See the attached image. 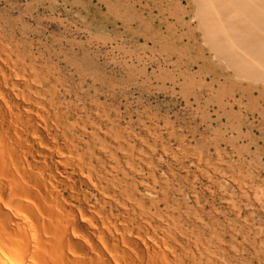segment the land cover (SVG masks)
I'll return each mask as SVG.
<instances>
[{"label": "rangeland", "instance_id": "374dc122", "mask_svg": "<svg viewBox=\"0 0 264 264\" xmlns=\"http://www.w3.org/2000/svg\"><path fill=\"white\" fill-rule=\"evenodd\" d=\"M250 1L0 0V37L31 67L51 65L45 66L58 77L61 100L77 108L72 122L85 116L103 130L124 128L162 144L164 150L156 149L161 171L172 168L181 197L195 207L190 193L196 194L225 231L235 223L228 237L242 242L248 263L264 264V246L258 243L261 260L253 258L255 235L243 230L218 189L240 199L231 180L218 174L231 164L264 194V56L252 49L253 37L263 43L264 32ZM176 138L211 162L212 179L188 152L179 153ZM244 202L241 215L255 221L264 241V201Z\"/></svg>", "mask_w": 264, "mask_h": 264}, {"label": "bare ground", "instance_id": "6f19581e", "mask_svg": "<svg viewBox=\"0 0 264 264\" xmlns=\"http://www.w3.org/2000/svg\"><path fill=\"white\" fill-rule=\"evenodd\" d=\"M252 3L264 32V0ZM1 37L0 264H251L242 242L228 237L235 223L222 229L196 194L190 193L195 207L181 197L172 168L161 171L156 149L164 150L162 144L124 128L103 130L85 116L72 122L69 114L77 108L61 100L55 71L48 64L31 67ZM253 40L252 49L264 56V42ZM176 140L179 153L188 152L201 175L212 179L211 162ZM232 167L218 174L231 180L240 199L218 189L243 230L255 235L244 240L261 260V230L241 208L244 201H264V194L248 173ZM186 176L191 189L195 180Z\"/></svg>", "mask_w": 264, "mask_h": 264}]
</instances>
